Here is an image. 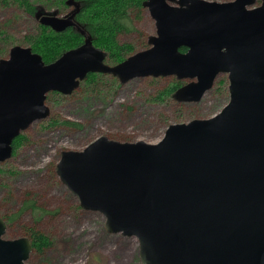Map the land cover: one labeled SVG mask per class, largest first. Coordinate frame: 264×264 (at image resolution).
I'll use <instances>...</instances> for the list:
<instances>
[{"label":"water","instance_id":"obj_1","mask_svg":"<svg viewBox=\"0 0 264 264\" xmlns=\"http://www.w3.org/2000/svg\"><path fill=\"white\" fill-rule=\"evenodd\" d=\"M256 3L146 0L156 34L115 65L91 39L51 63L12 46L0 59V163L49 118L48 94H72L91 72L122 84L189 79L179 102H199L227 74L230 100L212 117L170 124L157 143L100 136L61 151L55 172L81 209L104 216L108 233L138 238L142 264H264V0ZM38 16L57 32L74 25L68 15ZM7 227L0 216V264H28L30 238H5Z\"/></svg>","mask_w":264,"mask_h":264},{"label":"rangeland","instance_id":"obj_2","mask_svg":"<svg viewBox=\"0 0 264 264\" xmlns=\"http://www.w3.org/2000/svg\"><path fill=\"white\" fill-rule=\"evenodd\" d=\"M30 1L48 10L57 5L56 0ZM53 12L44 15L64 18ZM133 19L135 29L120 34L119 41L132 44L136 51L144 50L149 47L148 37L156 34L155 20L146 7ZM39 25L18 0H0V59L7 58L14 45L30 47L28 39L39 32ZM221 75L199 102L159 99L162 91L178 81L175 76L135 78L121 84L112 75L114 79H107L102 94L84 85L70 95L57 92L60 95H53L51 103L47 100L49 118L33 122L23 132L26 140L19 149L0 163V216L13 218L4 237L30 238L32 230L50 237L52 246L42 253L34 249L28 264H142L138 238L108 233L101 213L80 208L55 172L60 153L82 150L103 135L123 142L157 143L170 124L212 117L230 100L228 75ZM220 78L226 82L223 86L217 84ZM51 118L76 121L83 127L50 126ZM29 201L46 213L35 216Z\"/></svg>","mask_w":264,"mask_h":264},{"label":"trees","instance_id":"obj_3","mask_svg":"<svg viewBox=\"0 0 264 264\" xmlns=\"http://www.w3.org/2000/svg\"><path fill=\"white\" fill-rule=\"evenodd\" d=\"M18 1L19 5L22 6L26 12L34 15L39 22L40 17L38 15L43 16L46 14V11L48 13L52 10L56 11L57 15H68L72 17L74 25L69 27L66 31L57 32L40 23L39 32L28 39L30 47H32L34 52L43 57L45 63L54 62L65 51L85 43L87 39H91L95 46L104 51L107 64H109L107 59L111 60L113 65H115L124 61L131 54L137 52L132 44H122L119 41V35L125 32H131L135 29L133 17H136L137 13H140L143 8H145L144 2L146 0H72L71 3H69L68 0H56V8L49 10L46 9L44 5L35 6L30 0ZM261 1L262 0H257V2ZM64 10L65 12H62ZM181 50L187 51L185 47ZM223 76H225V74L221 75V77ZM108 78L114 79L112 75L93 72L81 82L80 86L84 85V87L94 91L98 89V93L102 94L103 92L101 90L106 86ZM225 83L226 82L221 78L217 82V84H221L222 86ZM184 84L180 83L179 80L170 84L166 90L161 92L159 99L165 101L172 98L176 99V91ZM53 95L60 94L57 92L49 93L47 100L50 103L53 101ZM49 125H62L78 130L83 127L82 124L76 121L67 119L59 121L54 120L53 118H51ZM25 140L26 137L23 133L14 140V153ZM28 204L34 210L35 216L41 217L46 213V211L39 208L35 202L29 201ZM12 219L13 218H6L7 224L10 223ZM30 238L33 248L40 253L44 252L45 249L50 248L53 244L50 237L45 232L43 233L39 230H32Z\"/></svg>","mask_w":264,"mask_h":264},{"label":"bare ground","instance_id":"obj_4","mask_svg":"<svg viewBox=\"0 0 264 264\" xmlns=\"http://www.w3.org/2000/svg\"><path fill=\"white\" fill-rule=\"evenodd\" d=\"M122 234V233H121ZM128 237V236H127ZM139 241V240H138ZM139 246H140V243H139Z\"/></svg>","mask_w":264,"mask_h":264},{"label":"flooded vegetation","instance_id":"obj_5","mask_svg":"<svg viewBox=\"0 0 264 264\" xmlns=\"http://www.w3.org/2000/svg\"><path fill=\"white\" fill-rule=\"evenodd\" d=\"M43 16H44V15H43ZM43 16H42V17H43Z\"/></svg>","mask_w":264,"mask_h":264}]
</instances>
